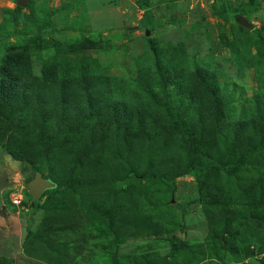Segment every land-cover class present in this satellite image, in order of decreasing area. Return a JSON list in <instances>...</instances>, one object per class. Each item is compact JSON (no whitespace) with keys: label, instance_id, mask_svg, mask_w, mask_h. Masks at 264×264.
<instances>
[{"label":"rangeland","instance_id":"1","mask_svg":"<svg viewBox=\"0 0 264 264\" xmlns=\"http://www.w3.org/2000/svg\"><path fill=\"white\" fill-rule=\"evenodd\" d=\"M0 264H264V0H0Z\"/></svg>","mask_w":264,"mask_h":264},{"label":"trees","instance_id":"2","mask_svg":"<svg viewBox=\"0 0 264 264\" xmlns=\"http://www.w3.org/2000/svg\"><path fill=\"white\" fill-rule=\"evenodd\" d=\"M89 46L93 47V46H97V44L91 45V43L89 42L82 41L78 44L70 45L69 47L71 48V50H84V49L89 48ZM20 162L22 164V173L27 174V177L31 180L32 179L31 176L32 175L34 176V174L36 173V170L32 166V163L26 159H21ZM189 166L196 173L199 187H204L208 179V176L212 170H218L221 172H229L233 170L237 166V164L235 161H219L205 153L195 152L194 156L190 159ZM55 184H56L55 188L57 189H65L72 185L70 182H66L60 185L57 183ZM53 189H50V190H53ZM35 203L36 201H34V204Z\"/></svg>","mask_w":264,"mask_h":264},{"label":"water","instance_id":"3","mask_svg":"<svg viewBox=\"0 0 264 264\" xmlns=\"http://www.w3.org/2000/svg\"><path fill=\"white\" fill-rule=\"evenodd\" d=\"M19 7L25 8L30 0H16ZM245 27L251 28L252 25L248 24L246 21L241 22ZM147 35L150 34V31H147ZM56 187V184L50 179L44 178L43 175L39 172L35 173L33 178L28 181L27 189L30 192V195L34 201L40 200L47 190L53 189ZM4 217L7 216L5 212L2 213Z\"/></svg>","mask_w":264,"mask_h":264},{"label":"built area","instance_id":"4","mask_svg":"<svg viewBox=\"0 0 264 264\" xmlns=\"http://www.w3.org/2000/svg\"><path fill=\"white\" fill-rule=\"evenodd\" d=\"M13 203H14L15 205H19V204L21 203V199H20V198H18V199H14Z\"/></svg>","mask_w":264,"mask_h":264}]
</instances>
